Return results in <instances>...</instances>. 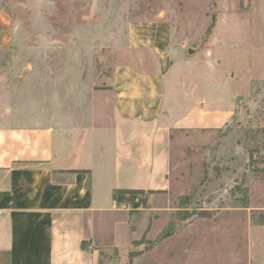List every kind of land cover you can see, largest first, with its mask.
Instances as JSON below:
<instances>
[{
	"label": "rangeland",
	"instance_id": "374dc122",
	"mask_svg": "<svg viewBox=\"0 0 264 264\" xmlns=\"http://www.w3.org/2000/svg\"><path fill=\"white\" fill-rule=\"evenodd\" d=\"M0 11L17 44L0 60L16 61L34 98L81 75L106 85L135 57L128 26L161 21L181 51L175 87L231 112L222 129L174 132L169 194H153L157 208L134 216L116 246L97 238L99 253L126 264L264 257V0H0Z\"/></svg>",
	"mask_w": 264,
	"mask_h": 264
},
{
	"label": "crops",
	"instance_id": "0c3cea01",
	"mask_svg": "<svg viewBox=\"0 0 264 264\" xmlns=\"http://www.w3.org/2000/svg\"><path fill=\"white\" fill-rule=\"evenodd\" d=\"M13 36L0 11V54L16 47ZM127 47L135 57L106 85L59 80L51 95L42 86L41 100L14 59L0 60V264H99L103 255L126 264L127 254L99 253L97 238L116 246L134 216L169 194L174 132L228 122L224 102H195L186 83L175 87L181 51L166 23L130 24Z\"/></svg>",
	"mask_w": 264,
	"mask_h": 264
},
{
	"label": "trees",
	"instance_id": "16d2710c",
	"mask_svg": "<svg viewBox=\"0 0 264 264\" xmlns=\"http://www.w3.org/2000/svg\"><path fill=\"white\" fill-rule=\"evenodd\" d=\"M127 192H129V193H133V192H141V191H133V190H128ZM84 245H85V242L83 241L82 242V247L84 248ZM129 260H130V257H129Z\"/></svg>",
	"mask_w": 264,
	"mask_h": 264
}]
</instances>
